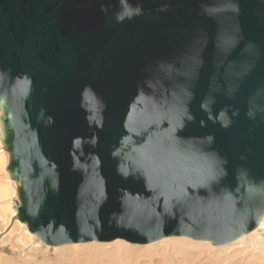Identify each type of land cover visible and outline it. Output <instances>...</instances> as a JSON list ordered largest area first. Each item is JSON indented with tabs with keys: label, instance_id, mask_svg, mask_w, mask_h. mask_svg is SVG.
Here are the masks:
<instances>
[{
	"label": "water",
	"instance_id": "obj_1",
	"mask_svg": "<svg viewBox=\"0 0 264 264\" xmlns=\"http://www.w3.org/2000/svg\"><path fill=\"white\" fill-rule=\"evenodd\" d=\"M165 2L173 5L181 3L183 6L163 13L154 11ZM101 3L110 4L113 11L120 7L118 0H0V68L12 70L10 76L0 80L1 143L8 155L6 171L9 178L17 183V201L13 202L17 219L26 225L30 234L50 247L117 239L133 244H148L167 237H185L222 246L246 235L258 226L264 216L259 208L251 209L253 218L244 228L225 222L198 231L189 223L174 230L175 221H172L163 231L142 228L146 235H138L107 227L108 215L120 211L116 199L119 188L144 193L142 181H124L116 175L109 146L123 134L121 122L124 113L131 115L137 111L129 107L137 92V81H144L153 92L159 91L162 97L164 95L161 81L157 79L163 70L158 71L155 66L149 68L145 74L149 79L146 80L141 75V68L154 58L171 61L179 67L185 55L195 49L202 51L205 60L190 105L196 119L180 135L214 134L213 147L228 157L229 181L234 167L241 164L238 159L241 153L247 154L245 166L254 175L264 177V124L259 122L260 116L256 121L245 116L249 100L254 107L264 106V95L254 94L258 86H264V21L253 14L256 8L264 6L258 0H242L244 13L240 17V26L246 39L260 45L261 55L242 80L233 81L234 74L256 57L244 47L243 42L230 49H222L230 52L228 55L218 54V36L225 40L237 35L234 15L221 10L223 0H142L148 12L139 19L123 24L114 23L111 12L102 13ZM195 12L201 15L196 17ZM195 19L199 20L198 37L192 35L176 39L180 35L178 29L193 33ZM205 34L206 47L203 42ZM21 72L33 79L34 93L27 103H16L27 91V84L17 78ZM226 82L238 83L239 91L233 99L217 94L213 112L231 104L239 109V116L232 127L224 130L207 121L199 104L206 91L219 88ZM84 84H91L105 97L108 105L104 130L98 132L100 140L97 148H85L86 152L100 154L109 195L100 210L105 226L90 238L78 236L74 225L75 196L82 176L70 171L72 162L69 156L72 138L90 135L84 112L79 107V94ZM45 86L47 93L41 91ZM40 106L45 107L47 114L55 121L50 128L39 129L41 148L44 155L59 165L61 173L60 194L53 196L51 192L48 193L42 218L46 221L54 217L57 222L65 223L71 233L70 239L59 231L53 234L51 227L37 233L36 223L18 207L23 195L21 185L28 183L29 177L20 174L17 161L21 158L22 146L28 143L36 127L35 112ZM143 107L141 105V109ZM202 119L205 120V127H200ZM250 127L251 132L248 131ZM93 179L86 170L81 187V218L84 221L89 215V185Z\"/></svg>",
	"mask_w": 264,
	"mask_h": 264
},
{
	"label": "clouds",
	"instance_id": "obj_2",
	"mask_svg": "<svg viewBox=\"0 0 264 264\" xmlns=\"http://www.w3.org/2000/svg\"><path fill=\"white\" fill-rule=\"evenodd\" d=\"M119 9L113 11L110 4L101 3L100 11L108 14L116 24L125 21L132 22L143 17L148 10L142 0H118ZM264 6V0H258ZM183 4L165 2L159 4L154 11L168 12L171 8H181ZM222 11L234 15L237 35L221 40L218 36L217 52L228 55L230 49L240 43L250 50L256 59L252 60L242 70L237 71L233 81L242 80L255 66L261 55L260 45L245 38L240 26V17L244 13L242 0H223ZM259 20L264 21V7L256 8L253 13ZM200 12H195L199 17ZM75 28V25H73ZM193 33L177 30L180 35L176 39L188 38L200 32L199 20L193 22ZM206 47L207 35L203 37ZM171 43V41L169 42ZM205 60L202 51L192 50L185 55L182 64L177 67L171 61L154 58L145 64L140 72L145 79L149 68L155 66L161 72L160 79L164 95L159 91L153 92L144 81H137L136 95L130 102V110L124 113L121 127L123 134L110 145V158L115 161V173L122 180L142 181L144 193L131 192L127 188H119L116 197L120 211H113L107 217V227H115L125 232L146 235L141 229L158 228L163 231L172 221L174 230H179L185 224H191L196 230L209 226L216 227L225 222L232 223L237 228L247 226L253 217L251 209L259 208L264 215V177H258L245 166L247 154L241 153L238 159L241 164L234 167L229 181L228 157L221 155L213 147L214 134L203 136H182L185 128L195 121L190 105L195 97L194 89L200 78V71ZM10 68H0V80L10 76ZM18 79L27 84V91L16 103H27L34 93L33 79L24 72L19 73ZM48 92L45 86L41 89ZM239 91V84L226 82L216 89L205 92L199 108L206 115L208 122L219 125L227 130L232 127L239 116V109L231 104L224 105L213 112L217 94L233 99ZM255 95H264V86H258ZM79 107L84 112V120L88 127L89 136H75L71 140L69 156L71 157L70 171L78 172L82 182L77 186L75 196L74 225L78 236L89 237L103 230L105 221L100 217V210L108 201L107 180L102 174V159L95 151H85V148L96 149L99 144L98 132L104 130L107 101L91 84H84L80 91ZM141 105H144L141 109ZM246 118L264 124V106L254 107L249 100L245 112ZM54 118L47 114L45 107L40 106L35 112V129L26 145L21 148V158L17 161L21 175L29 177L22 187V200L18 205L25 216L36 223L37 233L51 227L53 234L59 231L69 239L71 233L63 222H57L52 217L43 220L48 193L53 196L60 194L59 165L44 155L39 139L40 128H50ZM200 127H205V120H200ZM249 132L252 131L250 127ZM39 156L40 158H37ZM94 177L89 185V215L86 221L81 218V187L84 172ZM37 181L39 183L37 184Z\"/></svg>",
	"mask_w": 264,
	"mask_h": 264
},
{
	"label": "bare ground",
	"instance_id": "obj_3",
	"mask_svg": "<svg viewBox=\"0 0 264 264\" xmlns=\"http://www.w3.org/2000/svg\"><path fill=\"white\" fill-rule=\"evenodd\" d=\"M1 136L2 134L0 129V228L2 227L4 229V227L6 228V226L9 225L11 220L17 215V210L15 209L13 203L14 201H17V191H16L17 183H15L9 178L8 172L6 171V166L8 164V155L3 149L1 143ZM17 221L19 223L15 222V224L20 231L21 241L24 244H26L31 242L32 239L34 242L39 244L40 241L38 239L36 240L35 236L33 237V235L28 232L27 228H25L26 225L22 223V225L24 226L23 228L21 222L18 219ZM262 228L264 230V216L261 218L258 226L255 229H253L246 235L239 237L237 240L233 241L232 243L239 240L238 242L234 244L230 243L232 244V245L229 244L230 246H227L228 245L227 244L226 245L227 247L224 248H228L227 250H229L230 248L234 247V250H236V252H239L237 254L240 255L247 251V249L243 247L244 243H248L250 241V248L252 249L253 253L249 256V259L250 260L255 259V260L254 262L248 261L247 264H264V245L259 241V235H258L259 230ZM111 244L115 245V247L112 248L113 250L107 249L108 248L107 246ZM159 244L162 245L163 250L160 252V254L155 255V256L159 255L158 259H155L154 255L146 259H143L141 256H139L140 251L137 250L138 253L134 252L135 250L132 251L129 248L130 245H128L126 241L119 239L114 240L112 243H106V244L95 243V242L82 243V244L76 243V244L68 245V247H61V248L64 249L69 248L72 251L76 252V254L79 252H86V255L85 254L84 255L87 257L85 258L76 257L75 258L76 260L72 261L71 264H143L141 263V261H146L147 262L146 264H232L229 262L231 261V259L227 260L226 258L222 257L223 255L221 256L222 258L221 257L218 258V256L221 255L223 251L220 252L217 250H222L224 248L222 247L214 248L210 244V242L206 243L201 241L200 243L199 242L195 243V240L193 241L192 239L185 237H167L159 241ZM48 247L49 246H45L44 248L48 249ZM258 248H262L263 253L256 255ZM56 249L59 250L60 247ZM151 251H153L151 248L148 249L144 257H147ZM232 251L233 250L224 251V252L227 253ZM203 252H206L204 258L203 256L201 257ZM229 256L230 255H225V257H229ZM84 259H87L88 261ZM94 260L97 261L94 262ZM101 260L105 262L99 263L101 262ZM14 263L17 264L16 262ZM0 264H13V263L11 261L0 260Z\"/></svg>",
	"mask_w": 264,
	"mask_h": 264
},
{
	"label": "rangeland",
	"instance_id": "obj_4",
	"mask_svg": "<svg viewBox=\"0 0 264 264\" xmlns=\"http://www.w3.org/2000/svg\"><path fill=\"white\" fill-rule=\"evenodd\" d=\"M15 222H18L17 219H16V216L11 220V222L9 223V225L6 226V228L4 227V229H3L1 227L3 229V231L0 228V231H2V232H0V260H2V261H11L13 264H15L14 262H16L17 264H71L72 261L76 260L75 259L76 257H79V258L87 257V256H85L86 252H79V253L76 254V252L72 251L69 248H66V249L61 248V247H68V245L59 246L60 249L57 250L56 248H58V247H50L49 246L48 249L44 248L46 245H43L41 242H40L41 244L40 243L38 244V243L34 242L32 239H31V242L24 244L21 241L20 231L17 228ZM21 225H22V223H21ZM23 228H24V226H23ZM25 228H26V226H25ZM25 232H26V230H25ZM26 234H27V232H26ZM258 235H259V241L261 243H263V245H264V230H263V228L259 230ZM33 237H34V235H33ZM36 240H37V238H36ZM159 241H161V240H159ZM159 241L152 242L150 244L148 243V244H140V245L139 244L137 245V244L129 243V242H126V243L128 245H130L129 248L132 251L135 250L134 252H136V253H138V251H140L139 252L140 253L139 256H141L143 259H146V258H148V257H150L152 255H154L155 259H158L159 255H157V256H155V255L156 254H160V252L163 250V247H162L161 244H159ZM238 241H236V242H238ZM112 242L113 241H111V242H95V243H104V244H106V243H112ZM198 242L200 243L201 241H195V243H198ZM236 242H234V243H236ZM91 243H93V242H91ZM234 243H232V244H234ZM210 244L214 248H216V247L217 248H221V247L224 248V247L232 245V244H230V245L226 244L227 246L226 245L214 246L212 243H210ZM85 247H87V246H85ZM107 247H108L107 249L113 250L112 248H114L115 245L111 244V245H109ZM237 247H239V246H237ZM243 247L246 248L247 251L245 253H243V254H240V255L237 254L239 252H236V250H234V247L229 249L230 251L233 250L232 251L233 253L232 252H227L229 254L224 252V251H229V250H227L228 248H224L222 250H217V251H220V252L223 251L221 253V255L218 256V258H220L223 255L222 257L226 258L227 260L231 259V261H229V262L232 263V264H247L248 261H253L254 262L255 259H253V260L249 259V256L253 253L252 249L250 248V241L248 243H244ZM150 248L153 251H151L148 254L147 257H144L146 255V252ZM62 249H64V250H62ZM102 249H104V248H102ZM235 249H236V247H235ZM98 251H95V252H98ZM95 252H93V253H95ZM261 253H263V249L262 248H258V250L256 252V255L261 254ZM205 255H206V252H203L201 257L203 256V258H204ZM225 255H230V256L229 257H225ZM233 259H234V261H233ZM84 260H87V259H84ZM95 261H97V260H94V262ZM91 262H93V261H91ZM104 262L105 261L101 260V262H99V263H104ZM141 263L146 264L147 262L146 261H141Z\"/></svg>",
	"mask_w": 264,
	"mask_h": 264
}]
</instances>
